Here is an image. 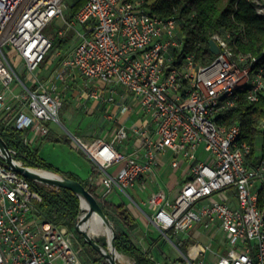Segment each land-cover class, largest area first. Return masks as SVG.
I'll use <instances>...</instances> for the list:
<instances>
[{
	"label": "built area",
	"instance_id": "1",
	"mask_svg": "<svg viewBox=\"0 0 264 264\" xmlns=\"http://www.w3.org/2000/svg\"><path fill=\"white\" fill-rule=\"evenodd\" d=\"M143 3L85 0L66 21L63 0H0L4 124L46 135L49 123H60L69 80L82 81L87 96L110 103L122 86L124 94L138 103L146 126L119 124L109 140L72 136L104 174L102 197L114 191L128 197L169 240L196 225L221 230L226 250L215 253V264H264V210L257 203L264 158L249 160L251 147L240 139L239 123L220 118L236 106L238 91H244L249 101L264 94V68L255 66L257 57L235 53L227 33L212 35L219 53L209 63L197 64L193 55H187L176 64L174 50L182 44L179 19L152 13ZM59 20L74 29L78 40L42 78V63L52 45L50 25ZM56 34L62 31L57 29ZM102 89L109 94L103 97ZM127 109L121 106V111ZM257 127L264 131V115ZM126 143L133 146L129 153L118 149ZM167 151L175 155L172 167H177L178 156L188 162L187 178L174 197L162 189L150 191L145 210L127 189L143 179L139 189L145 191V177L163 164L160 155ZM9 153L27 166L15 159L16 150L9 148ZM114 164L118 169L108 171ZM40 199L29 179L14 171L0 151V264H81L67 226L37 213ZM79 218L80 214L75 221ZM207 241L193 240L185 251L180 249L182 241L174 245L185 264H203L201 257L211 251L212 237Z\"/></svg>",
	"mask_w": 264,
	"mask_h": 264
},
{
	"label": "trees",
	"instance_id": "2",
	"mask_svg": "<svg viewBox=\"0 0 264 264\" xmlns=\"http://www.w3.org/2000/svg\"><path fill=\"white\" fill-rule=\"evenodd\" d=\"M257 0H152L143 5L150 12L161 16H175L179 19L182 44L174 50L175 63L180 64L187 55H193L197 64L209 63L214 54L209 50V40L214 33L228 34L227 41L235 53H245L257 57L255 66L264 68V13L257 11ZM264 4L263 0H258ZM85 0H75L68 7L73 16ZM88 23L83 25L86 28ZM67 39L56 38L54 46L64 49L68 46ZM62 57H58L56 63ZM264 115V94L260 93L257 101H249L244 91H238L237 104L220 114L226 123L238 122L241 127L240 139L246 141L250 147L249 160L264 158V131L258 129L259 119ZM24 131L4 123H0V136L9 148L16 150L15 159L30 167L42 168L55 173L60 170L40 157L36 150L22 140ZM261 140L260 153H257V140ZM66 176L82 182L97 198L94 185L81 180L74 173ZM32 189L38 191L41 199L36 202L37 213L58 224L74 223L81 213L79 197L64 188L44 187L38 182L30 180ZM100 203V202H99ZM105 204V202L103 201ZM257 203L264 210V183L258 188ZM101 205V203H100ZM106 205V204H105ZM104 213L115 224V248L118 252L134 257V264H157L141 251L131 240L125 227L131 229L136 220L123 203L113 208L115 215L121 220L118 225L106 206H102ZM177 261L185 264L184 260L176 257ZM108 264V263H105ZM162 264H166L165 262Z\"/></svg>",
	"mask_w": 264,
	"mask_h": 264
},
{
	"label": "rangeland",
	"instance_id": "3",
	"mask_svg": "<svg viewBox=\"0 0 264 264\" xmlns=\"http://www.w3.org/2000/svg\"><path fill=\"white\" fill-rule=\"evenodd\" d=\"M75 0H63L64 4L67 5V10L65 12V20H72V16L70 15L69 6ZM152 0H144V2H151ZM264 1V0H263ZM257 3V11L260 13H264V4L260 1H256ZM56 25H50L49 32L52 33V42L56 41V38H64L67 39L68 46L64 49H60L57 46H54L52 49H49L43 63H42V72L41 77L45 78L49 75L54 67L56 66L55 62L59 55L66 53L70 50L73 44L78 40L75 38L74 29L68 28L67 24L63 21L59 20ZM75 27L78 28L79 24L74 23ZM57 29L62 31V35L56 34ZM123 88L122 86H120ZM69 96L71 97L70 93ZM79 106V105H78ZM105 107L96 110H93L91 113H84L79 110V108L73 105L70 101H66L65 105L61 107L59 112V119L61 123H53L51 122L50 127L55 132L59 133L60 138H51L40 140L33 144L32 149H36L37 153L40 157L44 158L46 161L50 162L52 165L57 166L61 169L60 172H57L58 175H64L65 171H75L80 176L84 177L88 173L90 178L95 184V193L99 196L98 201L102 206H106L103 203L101 198V194L104 191L105 187L102 184V178L104 174H96L95 171L89 172L91 169V164L95 166L92 158L83 151L81 148L74 144L72 136L75 134L78 137H81L85 141H90L94 139V137H108V130L106 129V125H99L98 121L100 117L106 116V111H104ZM65 112L68 115V118L62 113ZM106 118V117H105ZM101 123V122H100ZM104 125V126H103ZM87 133V134H84ZM75 135V136H76ZM40 139V138H39ZM261 140H257V153H260ZM200 148L199 150H201ZM163 161L169 166L171 153L164 155ZM96 167V166H95ZM36 168V167H33ZM114 169V167H112ZM96 169V168H95ZM97 170V169H96ZM160 188H164L161 183V179L158 176ZM91 182V180H90ZM39 185H43L44 187H54L45 183L38 182ZM157 187H155L156 189ZM127 192L133 196L135 201L141 203L142 199H145L150 192V188L146 189L144 192H140L138 189H127ZM212 198H220V195H214ZM115 203L124 202L125 204H129L130 199L126 196L122 198L116 197L114 199ZM136 218L140 221L137 223L136 227L131 231L129 228L125 227L129 233L131 240L136 244V246L145 251L150 258L154 261H157L159 264L166 263L172 264L173 260L176 257H180L184 260L182 253L175 247L174 243L180 241L181 236L172 237L171 240L164 238L158 231V229L144 216H141L139 213L135 214ZM112 224V228L114 231L118 229L115 227V224L110 221ZM65 225V224H64ZM68 228L69 236L71 242L73 244V248L78 255L81 264H105L107 263L105 257L94 248L89 242L85 240L84 235L78 231L75 227L74 223H69L65 225ZM186 233H183L185 236ZM202 237L198 239L201 243L205 244L207 241V237H212L211 242V251L207 250L202 258L203 264H215L216 261V252H221L226 250V240L224 238V233L222 231L214 232L213 228H207L202 230ZM93 237V236H92ZM94 240L99 242L105 248L108 247V241L104 235H98L93 237ZM188 241H184V244L180 247L182 251L186 250V243ZM127 255V254H126ZM130 258V263L120 261L119 264H134V257L127 255Z\"/></svg>",
	"mask_w": 264,
	"mask_h": 264
},
{
	"label": "crops",
	"instance_id": "4",
	"mask_svg": "<svg viewBox=\"0 0 264 264\" xmlns=\"http://www.w3.org/2000/svg\"><path fill=\"white\" fill-rule=\"evenodd\" d=\"M55 64H56V62H55ZM67 84H68V86H67L65 93H64L62 106L65 105L66 101H70L73 105L77 106L79 108V110L84 112V113H91L93 110L97 111L98 109L102 108L103 106L105 107V109L104 108L103 109H104V111H106V114H105L106 116H103L102 118L100 117L98 123H99V125H102V124L106 125V129L109 131L108 137L99 136V137H94V138H104L106 140H109L112 133L118 127L119 124H124L127 127H130L133 125H138V126L139 125H141V126L145 125L146 126V121L143 118L142 112L139 110L138 103H136L135 100L132 99L129 95L124 94V91L121 90L120 87L117 88V90L114 94L115 101L110 103V102H107L106 100L94 99L92 97L87 96L86 95V89H85L82 81H80V80H77V81L69 80ZM101 92H102L103 97H105L109 94L108 89H102ZM69 93H70L71 97L69 96ZM77 97L79 99L78 100L79 102L75 101V99ZM122 105H127L128 109L126 111H121ZM59 112H60V110H59ZM62 113L66 116V118H68V115H66L65 112H62ZM107 114H109L111 117L107 118ZM0 123H4L2 115H0ZM50 124L51 123L48 124L49 132L46 135H34L33 130L22 129L24 131L22 140H24V138L28 139V141H30V142L25 143V144L29 145L32 148L33 144H35L36 142H38L40 140L51 139V138H56V137L61 139V137L59 136V133L55 132V134H54L53 130L50 127ZM84 134H87V133H84ZM74 144L76 145L75 142H74ZM118 149L121 151L129 153L133 150V146L130 143H126L124 145L118 146ZM34 150H36V149H34ZM168 153H171L170 162L175 157L174 153H172L171 151H167V152L161 154L160 159L162 160L163 164L161 166H159V168L156 169L153 174H150L149 177L148 176L145 177V181H147V189L150 188V191L156 190V189H162L170 197H174V196H176L181 185L183 184V182H185V180L187 178L188 162L186 160H184L183 158L178 156V157H176V159L178 161L177 167H172L170 162H169L170 165L168 166L163 161V158H162L164 155H166ZM198 153H200V151ZM201 155H203V154H201ZM55 167H57V166H55ZM112 167H114V169ZM57 168L61 171V169L59 167H57ZM117 169H118V165L114 164L108 168V171L115 172ZM91 171L92 172L95 171L96 174H98V171L95 169V166H93V164H91V169L89 172L91 173ZM68 173H74L81 180H83L89 184L92 183L94 185V191H95L96 186H95L94 182H90V180H89L90 176L88 175L89 173L86 176L82 177L75 171L68 170V171L63 172L64 175H66ZM158 176L160 177L161 183L163 184L164 188H160ZM142 180L143 179L136 180V182L134 183V185L130 189L136 188L140 192H144V191H141L139 189L140 182ZM155 187H157V188L155 189ZM116 197L122 198L123 195H121L118 191H114L113 193H111L107 197H102V194H101V198L105 202V204L107 205V210L109 211L110 215L114 216V219H116L115 221L120 222V223H117L118 225H122V223H121V220H119L117 218V216L115 215L113 208L116 204H119V203H123L126 206V208L130 211V213L132 214V216L136 220L134 226L130 229V231H131L133 228L136 227L137 223L140 222L136 218L135 214L139 213L141 216H144V215L141 212H139L131 203L125 204L124 202H121L123 200H120L119 203H115L114 199ZM144 201H145V199H142L141 203H139L137 201L136 202L139 203L141 205V207L146 210V208L143 205ZM203 229L204 228L201 225H196L193 228L188 229L185 232L186 233L185 236L182 235L183 239H180V241H182L183 244H184V241H188L186 243V245L193 240L199 241L198 239H200L202 237L201 235H202ZM213 230H214V232L221 231V230L216 229V228H213ZM187 235L188 236L191 235L190 238L186 237ZM207 240H208V237H207ZM141 251H143V250H141ZM143 252H145V251H143Z\"/></svg>",
	"mask_w": 264,
	"mask_h": 264
},
{
	"label": "water",
	"instance_id": "5",
	"mask_svg": "<svg viewBox=\"0 0 264 264\" xmlns=\"http://www.w3.org/2000/svg\"><path fill=\"white\" fill-rule=\"evenodd\" d=\"M209 50L213 54L219 53V46L215 40H209ZM0 151L5 156L6 162L11 165L12 169L22 176L26 177L27 179L45 183L57 188H64L74 192L80 200V218L78 221H75V227L80 231L87 242H89L94 248H96L106 259L108 264H119V262L115 259L114 253L111 250L105 249L99 242L93 239L86 230L81 229L79 227V221L81 220V214L83 213V218L87 219L93 212H97L103 218H106L108 221V217L104 213L99 201L97 198L91 193V191L80 181L75 180L71 177L66 175H58V177H48V176H41L38 173L33 171V167L24 166L14 161L9 153V147L4 142L3 138L0 136ZM57 174V173H56ZM82 199H85L87 203V207L82 206ZM113 227V226H112ZM115 236L116 232L113 229V234L111 237V244L115 248ZM108 248V247H107ZM175 264H183L180 261H177Z\"/></svg>",
	"mask_w": 264,
	"mask_h": 264
},
{
	"label": "bare ground",
	"instance_id": "6",
	"mask_svg": "<svg viewBox=\"0 0 264 264\" xmlns=\"http://www.w3.org/2000/svg\"><path fill=\"white\" fill-rule=\"evenodd\" d=\"M33 171L41 176L58 177V174H56L55 172L42 168H33ZM82 206L87 207L85 199H82ZM79 227L86 230L91 237L93 236L96 238V236L98 235H104L106 237V240L108 241V250H111L114 253L115 259L118 262L122 261L130 263L129 256L122 252H118L111 244L113 228L111 222L106 218H103L97 212H93L87 219H84L82 213L81 220L79 221Z\"/></svg>",
	"mask_w": 264,
	"mask_h": 264
}]
</instances>
